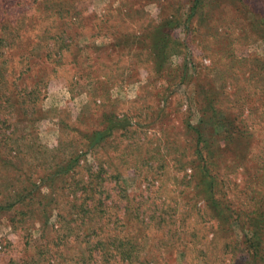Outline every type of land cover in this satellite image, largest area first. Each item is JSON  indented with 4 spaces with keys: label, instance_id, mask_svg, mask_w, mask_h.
<instances>
[{
    "label": "rangeland",
    "instance_id": "1",
    "mask_svg": "<svg viewBox=\"0 0 264 264\" xmlns=\"http://www.w3.org/2000/svg\"><path fill=\"white\" fill-rule=\"evenodd\" d=\"M193 4L0 0V264H257L236 221L264 214V0Z\"/></svg>",
    "mask_w": 264,
    "mask_h": 264
},
{
    "label": "trees",
    "instance_id": "2",
    "mask_svg": "<svg viewBox=\"0 0 264 264\" xmlns=\"http://www.w3.org/2000/svg\"><path fill=\"white\" fill-rule=\"evenodd\" d=\"M199 0H195V4H193L192 8L190 9L191 13H189L188 18L190 19L197 11V3ZM180 23L172 22L169 20V22H166L161 27H157L156 31L152 34V40L150 42V48H151V54L153 57V62L155 67L162 68L165 65V61L168 60L169 57V46L172 45L174 42V47H178V42L174 38V33L177 29L181 28L178 27ZM173 41V42H172ZM185 69L188 71V66H185ZM3 80V79H2ZM1 85V81H0ZM3 88V87H2ZM5 91V89H3ZM2 91H0V98L3 96ZM0 110L3 109L6 102L11 101L9 97H3L0 99ZM13 106V105H11ZM8 123L7 119V111H0V139L3 137L2 128L5 125V123ZM117 122H110L109 127L105 130H102L101 132H97L91 140V145H96L101 140H105V134H110L112 131H114V128L116 126L122 127L124 123H117ZM123 128V127H122ZM199 140L200 137L198 136ZM198 140L197 143V150L196 154L198 156V159L200 161V178L199 183H197L198 188H203V191L211 200V202L214 204L215 207H219L221 203L217 200L218 198V191H217V183H214V179L207 174V167L208 163L206 160V157L203 155L202 151V145L201 142ZM4 141V140H0ZM201 182V183H200ZM205 183V184H204ZM258 206L255 208L258 210ZM228 212L231 213L230 208L226 207ZM253 217H249L245 223H240L242 220H238V224L248 232L244 234L242 238V246L244 248V251L248 255V257H252L253 260L251 262H257V264H264V240L262 238V229L264 225V218H260V216H264L259 214L258 212H254ZM255 216V217H254ZM239 218H242L241 216ZM243 219V218H242ZM227 220V219H226ZM246 224V225H245ZM115 254L121 261L123 262H129V260L132 257L133 251L130 248H127L124 244L116 245L112 244L111 248L109 250H106L105 255H103V258L108 259L109 255ZM252 264V263H250Z\"/></svg>",
    "mask_w": 264,
    "mask_h": 264
}]
</instances>
